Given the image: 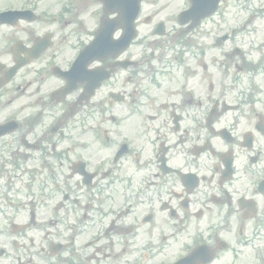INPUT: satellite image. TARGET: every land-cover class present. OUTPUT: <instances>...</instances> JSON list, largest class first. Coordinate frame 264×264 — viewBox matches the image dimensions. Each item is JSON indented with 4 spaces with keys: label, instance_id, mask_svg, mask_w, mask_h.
<instances>
[{
    "label": "flooded vegetation",
    "instance_id": "flooded-vegetation-1",
    "mask_svg": "<svg viewBox=\"0 0 264 264\" xmlns=\"http://www.w3.org/2000/svg\"><path fill=\"white\" fill-rule=\"evenodd\" d=\"M56 3L0 0V264H200L210 256L208 264H264L248 238L237 240L264 229V196H249L237 176L264 162L256 130L264 115L252 112L264 106V90L252 88L264 71L239 80L237 98L205 73L207 87L172 93L153 85L168 58L136 51L119 59L143 74L139 82L151 81L147 115L110 117L106 98L81 100L87 77L57 101L63 79L49 69L28 73V59L56 45L58 29L46 27L60 17ZM76 26L82 42L92 38L93 27ZM46 40L51 47L34 56ZM248 60L227 64L223 78ZM188 173L197 177L189 187Z\"/></svg>",
    "mask_w": 264,
    "mask_h": 264
},
{
    "label": "rangeland",
    "instance_id": "rangeland-1",
    "mask_svg": "<svg viewBox=\"0 0 264 264\" xmlns=\"http://www.w3.org/2000/svg\"><path fill=\"white\" fill-rule=\"evenodd\" d=\"M251 1V3H254L256 0H250ZM258 2H260V3H264V0H258ZM245 17V16H244Z\"/></svg>",
    "mask_w": 264,
    "mask_h": 264
}]
</instances>
